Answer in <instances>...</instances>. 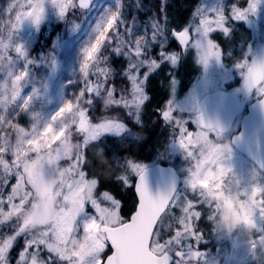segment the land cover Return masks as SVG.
Returning a JSON list of instances; mask_svg holds the SVG:
<instances>
[{"label":"snow or ice","instance_id":"1","mask_svg":"<svg viewBox=\"0 0 264 264\" xmlns=\"http://www.w3.org/2000/svg\"><path fill=\"white\" fill-rule=\"evenodd\" d=\"M49 3L60 17H64L70 9H88L92 0H49ZM115 3V10H105L99 18L82 49L79 72L84 87L75 103L65 101L43 123L38 113L31 112L37 90L34 88L28 96L21 95L27 81V65L32 61L25 59L26 53L14 37L25 20L39 24L44 0H12L6 9L14 14L15 22H11L10 16L9 25L0 27V73L3 74L0 80V226H10L13 231L0 236V264H11L10 253L20 237L24 243L15 264H202L205 256L199 245L203 242L204 232L198 222L204 213L199 206H208V217L215 201L211 190H205L201 185L213 183L216 176L231 177L236 189L240 190L241 183L232 176L231 169L221 165L225 159L221 153L229 149L226 145L221 147L213 143L212 136L219 137L220 130L197 118L194 121L197 131H189L186 122L175 116L173 107L167 103L160 116L172 127L177 146L191 161L185 183L187 191L190 190L196 199L177 198L172 192L153 198L145 187L143 166L131 159L127 160L126 170L135 173L139 179L135 185L138 205L130 219L121 214V201L107 190L97 196L98 180L87 178L84 170L86 150L92 145H101L106 136L124 137L129 128L118 116L103 115L94 121L90 112L95 108V98L102 99L105 113L112 107L124 108L139 123L141 108L149 100L145 83L150 73L160 68L164 61L176 66L180 60L175 52L165 50L167 37L155 19L151 23L150 41L140 36L133 46L134 28H126L129 38L126 42L118 30V26L124 24L121 0H115ZM161 10L163 12V5ZM248 10H255L253 0L243 10L233 7L232 18L243 19ZM194 16L199 23L174 31L173 37L186 50L189 47L195 50L197 62L205 66L211 58L220 62L221 48L209 38V33L219 29L226 37L229 35L224 13L219 9L212 12L198 9ZM113 37L116 42L113 51L128 59L124 75L131 85L130 93L119 89V98L115 95V87H105L111 70L100 67L102 60L106 62L107 59L102 57L101 49L111 45ZM155 44L160 48V62L146 58L149 56L146 49ZM12 48L15 59L9 54ZM19 60H24L25 67L17 74ZM144 67L147 71L141 78L140 69ZM235 67L244 78L245 89L256 91L264 109V61H239ZM90 72L99 74L95 82L89 79ZM10 108L31 114L30 129L9 118ZM15 114L19 115V112ZM205 147L209 151L201 150ZM100 150L115 166L117 159L107 157L103 147ZM62 161H67V165ZM92 164L99 166L95 158ZM13 176L15 183L5 197L4 188ZM119 180L129 185L127 176L122 175ZM242 190L253 204L251 221L255 224L256 237L264 243V183L253 175ZM89 206L92 213L87 210ZM173 209H179L181 215L172 216ZM166 217L172 218L173 223L168 227L175 230L174 235L161 242L160 228ZM43 252L49 254L47 259L43 258Z\"/></svg>","mask_w":264,"mask_h":264},{"label":"rangeland","instance_id":"2","mask_svg":"<svg viewBox=\"0 0 264 264\" xmlns=\"http://www.w3.org/2000/svg\"><path fill=\"white\" fill-rule=\"evenodd\" d=\"M176 1L177 3H174V0L148 1L150 3H159V10L163 5L166 19L163 27L167 37L165 47H167L171 40L170 33L182 31L189 25L199 23V19L194 16V13L198 9L204 12H212L213 10L219 9L224 13L225 27L229 28V35L226 37L221 30L217 29L209 33V38L221 48L222 59L220 62H217L215 58H211L205 66L197 62L194 49L189 47L186 50L175 43V51L170 49L168 52H175L180 56V60L176 66L171 65L168 61H164L161 63L160 68L150 73L145 83V92L149 96V100L146 101L141 108L139 123L135 121L134 116H129L128 110L124 108L112 107L105 113L101 98H95V108L90 112L91 118L94 121L98 120L103 115L118 116L129 128V133L122 138L106 136L101 142V145L90 146L86 150L87 163L84 164V170L87 178L93 174L91 171L92 160L95 158L102 161L100 147H103L106 152L108 145L112 146L114 143H121L124 145V147L121 146L117 149L114 156L117 162L114 167L119 169L116 179L117 186H120L119 188H122V191L129 189L128 191L132 193V209L136 204L132 192V184L136 174L131 173L130 170H126L127 160L131 159L136 164L143 166V168L148 166L149 163L144 164L136 159L133 160V158H128L127 154H123L121 150L127 151V146L141 144L147 138V130L154 128V130H156L155 135L157 136L156 141L161 140V143H159L156 146L157 148L150 154V164L153 162H163L172 165L182 179L176 197L183 198L188 196L191 199H196L190 190L187 191L185 183L188 178V169L191 166V161L185 157L182 150L177 146L174 140L173 129L161 119L160 112L167 103L170 104L174 109V115L186 122V127L189 131L196 132L197 127L194 123L193 115L200 109L204 98L210 93L222 89L227 92L241 94L244 78L235 67V64L239 61L248 62L253 54L261 51L259 50L261 44L262 50L264 49V0H253V2H255V10L246 11L243 19H233L232 8L237 7L243 10L248 7L250 0H185L188 2V6L185 7L183 14H181V18L179 20H174L171 12L176 5L179 6L180 3H183V0ZM135 2L138 1L128 0L124 2V0H121V10L122 8H125L127 11L132 9ZM10 3H12V0H0V27H7L9 25L10 16L11 22H15L14 14H10L6 11ZM115 7V0H94L93 5L87 11L80 12L78 8L70 9L66 16L60 17L57 10L49 3V0H44V11L39 24L33 25L30 20H25L21 24L14 39L23 47L25 53L39 25L45 23L44 21L48 19L52 18L53 21H61L62 32L68 34L59 44L56 51L52 50L46 52L38 58L33 70H30L27 65L28 76L22 88L21 95L28 96L32 93L34 88L37 90L38 95L33 100L31 112L39 114L41 123L49 120L65 101L75 103L76 96L80 94V90L84 87L82 74L79 72L82 49L92 36L93 29L105 10H115ZM121 19L124 21V24L119 25L118 30L126 42L129 38L125 29L134 28V33L131 37V43L134 46L135 39L139 37L137 36V32H135V24H137V22L129 19L125 20L122 17ZM115 46L116 42L113 37L111 45L102 47V57H106L107 59L106 62L102 60L100 67H108L111 70L105 87H115L117 89L115 95L119 98V89L123 88L130 93L131 85L124 75L128 66V59L126 56L122 54L121 70L115 71L112 68L113 63H115L112 62V60L120 56L113 51ZM153 48H157L154 53H152ZM124 50L126 51L127 49L125 48ZM146 51L149 53V56L146 58H155L160 62V57L158 55L160 48L158 44L157 46L153 45L150 49H146ZM9 54L13 59L16 58L14 48L9 49ZM24 67V60L17 61V74H19V70H22ZM184 68L187 73L184 72ZM146 71V67L140 69L141 78H143V74ZM98 75V73L92 74L90 72L89 79L95 82ZM2 79L3 74L0 73V80ZM100 79L103 81V77H100ZM172 81H174V83H172ZM125 84H127V88H125ZM158 90H160V94L163 95L159 101L156 99L154 100L152 95ZM104 95H106V93H104ZM258 97L259 95L255 91L247 99H242L241 105L245 106ZM128 98H130V95ZM16 112H19V115H16ZM9 118L13 119V121L21 127L26 129H30L31 127L32 121L30 113L20 111V109H15V111H13V109L10 108ZM238 123L239 122L236 121L231 131L227 134H220L219 137L213 135L212 140L213 143L219 144L221 147L226 145L229 149L225 154V159L221 161V165L231 169L232 176L241 183L240 190L238 191L236 189L234 183H232L231 177L222 178L216 176L213 183L206 182L201 185L205 190H211L212 199L215 201V203L212 204L211 215L207 217V205H201L199 207L202 213L206 215V218L213 223L212 228L214 223L218 220L225 222V224L221 226L220 231L213 230L214 234L219 238L228 236V248L225 253L226 259L223 264H264V243H260L259 239L256 237L254 231L255 224L251 221L253 204L244 196L242 190L250 183L253 175L258 177L260 183H264V176L230 144V136L237 130ZM76 139H79V137H76ZM128 152L130 151L126 153ZM221 154L223 155V153ZM7 159L10 161L11 156L9 155ZM122 175L128 177L129 185H124L123 182L119 180V177ZM91 178L92 176L90 179ZM14 183L15 177L13 176L9 179L8 184L4 188L5 197L11 191V186ZM128 191H124L125 194L128 193ZM96 194L99 196L101 192L97 189ZM127 203L129 204L128 200ZM6 207L5 205V208ZM87 210L89 213L93 212L90 206ZM180 215L181 212L179 209L172 210V216L179 217ZM126 218L127 217H125V219ZM229 221L232 224L231 228L227 227V222ZM172 223L173 220L171 217H166L164 219L160 228L161 242L170 238L171 235H174L175 228L169 229L168 227V225ZM12 231L10 226H0V236L11 234ZM243 234H246L248 237H244ZM251 235H255L254 238L257 239L258 242L257 240L251 241L249 238ZM243 237L245 238V242L239 244L238 242H240ZM232 242L233 247L230 249ZM211 262L217 264L212 261V259ZM202 264H210V262L207 263V261H203Z\"/></svg>","mask_w":264,"mask_h":264},{"label":"trees","instance_id":"3","mask_svg":"<svg viewBox=\"0 0 264 264\" xmlns=\"http://www.w3.org/2000/svg\"><path fill=\"white\" fill-rule=\"evenodd\" d=\"M128 0H124L126 2ZM138 2H135L134 7L130 10H126L125 8H122L121 10V17L123 19H129L133 20L134 22H137L135 24V32H137V36H145L147 40H151V34H152V28L151 23L152 20L155 19L158 23L161 24L163 27L166 19H165V11L160 10L158 8L159 3L148 2L149 0H136ZM154 1V0H153ZM174 3H177L176 0H174ZM188 6V2L183 0V3H180L179 6L176 5L174 7L173 11L171 12L172 16L174 17V20H179L181 18V14H183L185 7ZM182 7V8H181ZM184 7V8H183ZM80 11V10H78ZM81 12V11H80ZM45 23H42L39 25L32 41L29 44V47L26 51V59L32 61L31 64L28 65L30 70L34 69L35 63L37 62L38 58L42 56V54L46 52H50L52 50L57 49L59 44L67 37V33L62 32V25L61 21H53L52 18L48 19L47 21H44ZM132 24V23H131ZM130 24V25H131ZM164 29V27H163ZM157 46V44H155ZM175 46L172 41L169 42L167 47H165V50L168 52L170 49L172 51H175ZM157 50V48L152 49V53H154ZM151 53V54H152ZM121 58V60H120ZM122 54L115 58V60H112L113 63V69L115 71L121 70L122 65ZM184 72H186L184 68ZM125 88H127V84H125ZM160 90L155 92L153 95V99L160 100L163 95L160 94ZM156 130L154 128H150L147 130V138L145 141H143L139 145H129L127 146V151H130L126 153V150H121L123 154H127L128 158H133V160H137L140 162L149 163L150 154L152 151L157 148L156 146L161 143V140L156 141L157 136L155 135ZM121 146L124 147L121 143L108 145L105 155L109 158H113L117 152V149ZM145 153V154H144ZM149 155V156H148ZM8 158V157H7ZM160 158V157H158ZM102 161L97 160L98 167H93L92 164V172L93 174L89 176V178L92 176V178H95L98 180V187L97 189L102 193L103 191L107 190L110 194L114 195L115 198L119 199L122 203V215L124 217H128V215L132 211V205L133 200L131 199V191H128L129 189H126L128 193L125 194L124 191H122V188L120 189L117 186V176H118V168L112 166L108 160H106L102 154ZM62 164L65 166L67 165V161H62ZM156 163V162H153ZM161 163V162H159ZM148 164V165H149ZM152 164V163H151ZM166 165L167 163H161ZM147 165V164H146ZM127 200L129 201V204L127 203ZM204 214L201 218V220L198 222V227L201 228L204 232L203 242L200 243L199 249L204 252L205 259L204 261L210 262V264H213L212 261L216 262L217 264H223L226 259V250L228 248V236H224L223 238L217 237L216 234L213 232L212 228V222L205 217ZM219 221V220H218ZM9 233V231H8ZM255 235H251L250 239L252 241H255L257 239L254 238ZM23 238H18L11 255V264H15V259L18 256L19 251L23 247ZM258 242V240H257ZM48 253L43 252L42 256L43 258L47 259ZM59 264V262H58ZM255 264V263H254Z\"/></svg>","mask_w":264,"mask_h":264},{"label":"water","instance_id":"4","mask_svg":"<svg viewBox=\"0 0 264 264\" xmlns=\"http://www.w3.org/2000/svg\"><path fill=\"white\" fill-rule=\"evenodd\" d=\"M93 2L94 0H92L88 9H90ZM171 37L179 44L172 34ZM262 61H264V51L255 54L249 63ZM253 91L255 90L249 91L245 87L243 88L245 95ZM237 101L238 98L233 93L215 92L205 99L202 111L196 114L194 119L196 121L197 118H200L205 124L218 128L220 132H227L231 129L235 119L234 107ZM230 142L237 152L242 154L264 175V109L260 106V97L247 106L246 113L241 119L239 130L231 136ZM144 170V183L149 195L157 198L172 192L175 196L180 185V178L173 168L156 164L146 167ZM138 179L137 176L134 183L136 206L138 205V196L135 192V185ZM133 212L128 219H130Z\"/></svg>","mask_w":264,"mask_h":264},{"label":"flooded vegetation","instance_id":"5","mask_svg":"<svg viewBox=\"0 0 264 264\" xmlns=\"http://www.w3.org/2000/svg\"><path fill=\"white\" fill-rule=\"evenodd\" d=\"M261 11H262V9H261ZM261 48V49H260ZM260 48H259V50H261L262 51V44H261V46H260ZM238 95V100H239V104H238V108H237V111H236V113H235V115H236V120L237 119H239V121H240V118H241V116L244 114V112H245V106L244 105H241V100L243 99L244 100V98L241 96V94H237ZM202 108V104H201V107H200V109ZM199 109V110H200ZM198 110V111H199ZM197 111V112H198ZM206 217V216H205ZM243 236L244 237H248L246 234H243ZM243 237V239L240 241V242H238L239 244H243L244 242H245V238ZM233 247V246H232Z\"/></svg>","mask_w":264,"mask_h":264},{"label":"clouds","instance_id":"6","mask_svg":"<svg viewBox=\"0 0 264 264\" xmlns=\"http://www.w3.org/2000/svg\"><path fill=\"white\" fill-rule=\"evenodd\" d=\"M250 143H251V141H249ZM202 151H205V152H207V151H209V149L208 148H202L201 149ZM227 153V151L225 150L224 152H223V155H225ZM225 224V222L224 221H217L216 223H214V225H213V230L214 231H220V229H221V226L222 225H224ZM227 227H229V228H231L232 227V224H231V222L229 221V222H227Z\"/></svg>","mask_w":264,"mask_h":264}]
</instances>
